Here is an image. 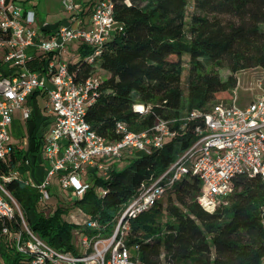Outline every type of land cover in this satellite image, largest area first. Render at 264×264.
Listing matches in <instances>:
<instances>
[{"label": "trees", "instance_id": "16d2710c", "mask_svg": "<svg viewBox=\"0 0 264 264\" xmlns=\"http://www.w3.org/2000/svg\"><path fill=\"white\" fill-rule=\"evenodd\" d=\"M98 0H84L90 16ZM121 26L92 62L94 49L80 42L77 61L69 69L76 80L100 76V95L88 107L86 119L106 138L115 140L118 122L131 130L151 128L157 117L173 120L176 135L150 154L133 156L108 179L99 175L80 198L59 197L54 211L41 206L36 188L13 180L9 184L29 226L51 246L79 252L74 229L91 239L113 232L118 216L144 182L163 174L198 138L202 117L188 119L193 110L208 111L218 102H230L239 83L238 73L264 69V0H112ZM194 10L189 16V6ZM56 53L32 59L30 69L44 71ZM226 63L230 74L219 69ZM188 65L187 89L183 74ZM6 75V74H0ZM136 103L151 106L146 114ZM31 127L34 148L41 145L36 115ZM24 151L13 146L8 164L14 169ZM226 203L208 212L198 202L199 176L187 174L176 181L148 211L130 220L126 237L139 264H264V180L236 175ZM103 190V191H101ZM81 208L98 226L77 224L71 213ZM13 226H19L14 220ZM138 247V249H137ZM3 264H21L24 255L1 245Z\"/></svg>", "mask_w": 264, "mask_h": 264}, {"label": "built area", "instance_id": "2783aa9c", "mask_svg": "<svg viewBox=\"0 0 264 264\" xmlns=\"http://www.w3.org/2000/svg\"><path fill=\"white\" fill-rule=\"evenodd\" d=\"M63 5L72 14L70 23L60 25L47 38L38 27L35 10L26 9L18 0H0V49H5L4 60L11 66L8 74L0 75V264H3V243L24 255L21 264H139L126 242L130 220L150 210L183 176H199L198 202L208 212L227 202L236 175L245 173L264 180V92L246 108L238 106L234 97L230 102L216 103L208 111L190 112L188 119L202 117L205 121L204 127L196 129L198 138L163 174L142 183L138 194L119 214L110 236L91 239L78 228L73 232L84 234L82 242L89 243L88 248L79 247L78 253L55 248L29 226L20 203L9 189L13 180L21 179L36 188L39 202L45 204L51 198L52 180L57 176L60 195L77 199L92 186L87 178L99 175L108 179L115 163L124 156L150 154L176 135L171 126L173 120L158 116L151 128L142 131L131 130L126 122L120 121L116 125L120 137L106 138L86 119L88 107L100 95V76L76 80L69 63L55 57L48 61L44 71L30 69L28 63L33 59L27 51L30 47L41 53L62 54L70 44L83 42L94 49L88 57L92 62L121 28L112 0H98L87 20L82 17V0H63ZM39 90L48 94L55 118L50 131L41 139V164L46 170L36 183L15 168L2 171L1 166L8 164L13 150L10 128L15 111L20 110L23 119L29 120L32 109L26 101ZM150 107L136 103L134 110L146 114ZM82 214L84 224L98 226L81 208L75 209L70 218L78 221ZM14 220L19 221V226L12 225Z\"/></svg>", "mask_w": 264, "mask_h": 264}, {"label": "rangeland", "instance_id": "374dc122", "mask_svg": "<svg viewBox=\"0 0 264 264\" xmlns=\"http://www.w3.org/2000/svg\"><path fill=\"white\" fill-rule=\"evenodd\" d=\"M62 0H29L28 5H30L32 8L36 9L33 4H37L39 7V10H45L47 9L49 13H54L57 17H63L66 14V11H64L62 7ZM27 2V1H26ZM194 10V7L192 4L189 6V16ZM46 15V14H44ZM44 15H42L44 17ZM49 16V20L51 19ZM75 44V45H74ZM80 44V43H79ZM79 44L72 43L70 44L68 48V53L70 50L77 49L79 48ZM74 46V47H73ZM66 53L65 56L67 59H71V55ZM77 55V54H76ZM79 56H75L74 59L72 60H78ZM220 74L225 78L228 76L231 72L226 65V63L223 64V67L219 69ZM187 75H188V65L186 64L185 66V71L183 74V88L184 90L187 89ZM239 77V83L237 88L235 89L234 92V97H236V102L238 105H242L244 103H247L251 99V95H253L254 92L257 90H263L264 89V69L257 67V68H251V69H246L238 73ZM48 98L45 97H40L39 99V105L41 107H45L47 104ZM20 111V110H19ZM40 123L39 121H37ZM27 126L22 127L20 122H14V124L11 125L10 132H11V137H12V143L15 146H19L23 149L24 151V157L21 158L15 167V169L21 173V175L24 178H29L31 180H34V182L39 183L42 178V158H41V146L35 147L33 146L34 142L32 140V136L30 131L27 130ZM140 155V154H137ZM132 157H127L124 156L122 160H119L116 162V168L117 169H122L124 168L130 161ZM24 159V160H23ZM87 181L91 182L92 184L95 183L94 179L92 178H87ZM62 194V190L60 187V183L58 181V177L55 176L52 180V188H51V198L48 200L50 203L48 208L46 209V212L54 211L56 208V204L58 203V196L63 197L60 195ZM166 195L163 197L164 201H166ZM41 206L44 205V203H40ZM78 221H73L77 224H82L84 225V220L85 217L82 214L81 216H78L77 219ZM111 232H105L103 233L102 237L106 238L110 236ZM84 234L82 233L81 235L74 234L73 235V242L76 244L78 247L82 248L83 250L88 248L89 243H84L82 242Z\"/></svg>", "mask_w": 264, "mask_h": 264}, {"label": "crops", "instance_id": "0c3cea01", "mask_svg": "<svg viewBox=\"0 0 264 264\" xmlns=\"http://www.w3.org/2000/svg\"><path fill=\"white\" fill-rule=\"evenodd\" d=\"M18 1L21 4H23V6H25L26 9L35 10L36 15H37V20H38V27L42 30V32L45 34V36L47 38L50 37L57 30V28L60 25L70 23V18L72 16V14L64 9L63 0L61 1L62 2V7H63L64 11H66V14L63 17H57L54 13H49V11L47 9L39 10L38 5L35 4V3L33 4V6L36 9H34L30 5H28L29 0H18ZM82 1L84 2V0H82ZM44 14H46V15H44ZM42 15H44V17ZM49 16H52V17H50L51 18L50 20L48 18ZM82 17L85 20H87L89 16H84L82 14ZM77 43L79 44L80 42H77ZM69 46H68V48H69ZM27 51H28L29 54H31L33 56V59L36 58L38 55L42 54L41 52H38L34 47L28 48ZM68 51L69 50L67 49L62 54L56 53V55L54 57L57 59V61L70 62L78 54H77V49H74V48L72 50H70L69 53H68ZM5 52H6L5 49H0V74H8L10 72V69H11L10 64L6 63L5 60H4ZM66 53L71 55V59H69V60L67 59V57L65 56ZM72 61H76V60H72ZM263 92H264V89L261 90V91L257 90L256 92L253 93V95H251L252 97H251L250 101H248L247 103H244L242 105H238V104L237 105L242 107V108H246L257 97L262 95ZM40 97L48 98V94L45 91H43V90H39V91H36L34 94H32L26 101V104L29 107H31V109H32V115H31V118L29 120H24L23 117H22L21 111L16 110L15 113H14V121H13L12 124H14V122H20L22 127H25V125H26L28 127L27 130L31 132V127L35 123L34 122L35 120H33L32 118H33L34 115H36V117H38V120L40 122L39 126H38V130H39V134H40L41 139H42L43 136L50 131V129H51L52 125H53V121H54L55 117H54V114L52 113V111L50 109L49 99H48L47 104L45 105V107H41L39 105ZM40 165H42V174L44 176L46 167L43 164H40ZM114 166L116 168V163H115Z\"/></svg>", "mask_w": 264, "mask_h": 264}]
</instances>
